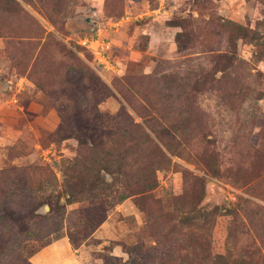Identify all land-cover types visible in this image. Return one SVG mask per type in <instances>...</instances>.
Returning <instances> with one entry per match:
<instances>
[{"label":"rangeland","instance_id":"rangeland-1","mask_svg":"<svg viewBox=\"0 0 264 264\" xmlns=\"http://www.w3.org/2000/svg\"><path fill=\"white\" fill-rule=\"evenodd\" d=\"M0 264H264V0H0Z\"/></svg>","mask_w":264,"mask_h":264},{"label":"trees","instance_id":"trees-1","mask_svg":"<svg viewBox=\"0 0 264 264\" xmlns=\"http://www.w3.org/2000/svg\"><path fill=\"white\" fill-rule=\"evenodd\" d=\"M232 27V32L240 35L241 37L248 35V29L241 24L235 22H229ZM93 57V56H92ZM94 60V57H93ZM95 61V60H94ZM237 209L234 207H227V206H215L211 209H207L204 207L192 209L190 214H186L180 218L181 224H195L200 226H209L213 227L214 220L216 215H226L234 217L237 214Z\"/></svg>","mask_w":264,"mask_h":264},{"label":"built area","instance_id":"built-area-1","mask_svg":"<svg viewBox=\"0 0 264 264\" xmlns=\"http://www.w3.org/2000/svg\"><path fill=\"white\" fill-rule=\"evenodd\" d=\"M123 21V17L112 23L113 26H118ZM80 43L84 45L93 55L97 65L111 72H116L117 63L111 58L109 50L110 43L105 40L100 34L83 38Z\"/></svg>","mask_w":264,"mask_h":264}]
</instances>
